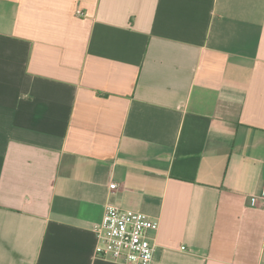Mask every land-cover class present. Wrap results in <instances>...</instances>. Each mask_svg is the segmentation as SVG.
<instances>
[{
	"label": "crops",
	"instance_id": "1",
	"mask_svg": "<svg viewBox=\"0 0 264 264\" xmlns=\"http://www.w3.org/2000/svg\"><path fill=\"white\" fill-rule=\"evenodd\" d=\"M263 193L264 0H0V264H264Z\"/></svg>",
	"mask_w": 264,
	"mask_h": 264
},
{
	"label": "built area",
	"instance_id": "2",
	"mask_svg": "<svg viewBox=\"0 0 264 264\" xmlns=\"http://www.w3.org/2000/svg\"><path fill=\"white\" fill-rule=\"evenodd\" d=\"M117 188L109 185V191ZM254 208L264 210V193L252 199ZM158 223L141 211H129L107 204L102 219L92 227L95 236L94 256L121 264H151L155 245L151 233Z\"/></svg>",
	"mask_w": 264,
	"mask_h": 264
}]
</instances>
